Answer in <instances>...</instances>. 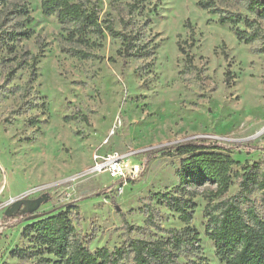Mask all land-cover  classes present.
I'll return each mask as SVG.
<instances>
[{"label": "rangeland", "instance_id": "1", "mask_svg": "<svg viewBox=\"0 0 264 264\" xmlns=\"http://www.w3.org/2000/svg\"><path fill=\"white\" fill-rule=\"evenodd\" d=\"M213 1L253 21L256 38L240 41L198 0H139L135 9L134 0H91L102 25L133 32L148 51L123 63L121 40L107 31L70 37L75 24L43 15L39 0H0V264H59L46 252L20 259L10 251L33 243L23 236L26 224L61 210L93 252L125 248L130 238L166 239L163 230L184 223L152 195L179 184L182 157L164 153L177 143L219 144L241 165L264 169V13L249 10L250 0ZM13 31L28 36L9 40ZM179 44L191 57L184 75ZM107 151L139 165L138 175L91 172L93 153ZM215 188H189L200 246L190 259L199 264H225L205 230ZM238 190L235 178L226 196ZM41 197L34 210L14 207ZM253 197L264 216L260 191ZM131 262L128 254L122 264Z\"/></svg>", "mask_w": 264, "mask_h": 264}, {"label": "trees", "instance_id": "2", "mask_svg": "<svg viewBox=\"0 0 264 264\" xmlns=\"http://www.w3.org/2000/svg\"><path fill=\"white\" fill-rule=\"evenodd\" d=\"M41 12L45 16H55L59 23H74L69 32L70 37H84L88 32L109 35L121 40L119 54L123 63L128 58H140L147 55L136 35L124 29L116 30L111 22L102 25L98 11L91 0H39ZM136 1L131 8H136ZM91 4V5H90ZM198 5L210 13L218 14L220 24H229L240 41L249 43L254 40L258 28H253V21L241 14L220 11L213 0H198ZM247 8L264 13V4L260 0H250ZM127 22H124L126 25ZM244 23L253 28L252 32L242 31L238 26ZM123 27H126L124 26ZM27 37L26 31L8 33V39ZM179 50L185 54V68L181 74H187L191 65L190 56L179 44ZM71 55L88 58L90 53L84 50H69ZM167 155L181 156L177 170L179 184L172 190L152 195L158 203L179 214L184 226L180 229L163 230L166 239L130 238L125 248L107 247L89 250L82 242L75 225L68 217V210L35 219L23 228V236L29 237L33 243L27 248L15 247L10 251L12 257L27 259L38 252L51 254L59 264H122L128 254L132 255L130 264H199L190 257L200 249L196 230L190 225L193 202L189 188L211 183L215 190L209 191V197L219 199L205 209L207 217L206 233L213 241L216 255L225 264H264V216L260 215L253 197L260 191V202L264 208V169L259 164L243 165L236 161L225 146L202 141H185L165 148ZM240 166L241 170H234ZM238 180L239 190L235 195L227 197L233 179ZM147 223L154 225L153 213L145 211ZM180 258L186 261L181 262ZM50 261L48 258H43Z\"/></svg>", "mask_w": 264, "mask_h": 264}, {"label": "built area", "instance_id": "3", "mask_svg": "<svg viewBox=\"0 0 264 264\" xmlns=\"http://www.w3.org/2000/svg\"><path fill=\"white\" fill-rule=\"evenodd\" d=\"M113 133L114 128L111 129L110 135ZM90 170L96 174L107 172L110 177L120 179L126 175L137 176L139 173V165L127 161L125 155L119 154L116 151L94 152Z\"/></svg>", "mask_w": 264, "mask_h": 264}, {"label": "water", "instance_id": "4", "mask_svg": "<svg viewBox=\"0 0 264 264\" xmlns=\"http://www.w3.org/2000/svg\"><path fill=\"white\" fill-rule=\"evenodd\" d=\"M260 1L264 4V0H260ZM45 200H46L45 197H41L32 201L19 200L14 204V207H18L21 203H24L26 205L25 211H31L36 209L41 204V202Z\"/></svg>", "mask_w": 264, "mask_h": 264}]
</instances>
